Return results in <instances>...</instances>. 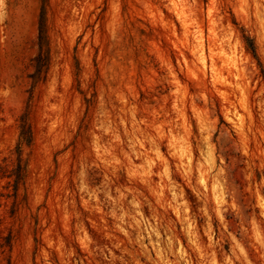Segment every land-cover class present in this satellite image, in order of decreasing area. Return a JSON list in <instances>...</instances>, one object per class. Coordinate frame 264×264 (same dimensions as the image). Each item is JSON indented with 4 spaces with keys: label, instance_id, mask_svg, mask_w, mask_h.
I'll use <instances>...</instances> for the list:
<instances>
[{
    "label": "rangeland",
    "instance_id": "obj_1",
    "mask_svg": "<svg viewBox=\"0 0 264 264\" xmlns=\"http://www.w3.org/2000/svg\"><path fill=\"white\" fill-rule=\"evenodd\" d=\"M0 264H264V0H0Z\"/></svg>",
    "mask_w": 264,
    "mask_h": 264
}]
</instances>
